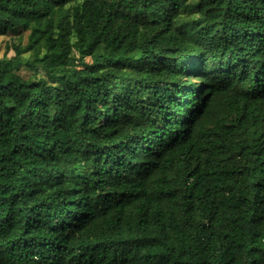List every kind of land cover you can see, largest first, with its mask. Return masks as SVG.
<instances>
[{
	"label": "trees",
	"instance_id": "16d2710c",
	"mask_svg": "<svg viewBox=\"0 0 264 264\" xmlns=\"http://www.w3.org/2000/svg\"><path fill=\"white\" fill-rule=\"evenodd\" d=\"M30 29L0 264H264V0H0V38Z\"/></svg>",
	"mask_w": 264,
	"mask_h": 264
},
{
	"label": "rangeland",
	"instance_id": "374dc122",
	"mask_svg": "<svg viewBox=\"0 0 264 264\" xmlns=\"http://www.w3.org/2000/svg\"><path fill=\"white\" fill-rule=\"evenodd\" d=\"M31 33V29L25 31L21 35H8L0 38V58L8 61L10 69L19 73L24 79L39 80L41 78H46L45 73L41 68L36 70L31 69L27 66L28 61H31L33 56L30 52L21 55L19 62L16 63L13 58L16 56L14 46L25 47L28 44V38ZM78 57V52H74ZM13 60V61H12Z\"/></svg>",
	"mask_w": 264,
	"mask_h": 264
}]
</instances>
